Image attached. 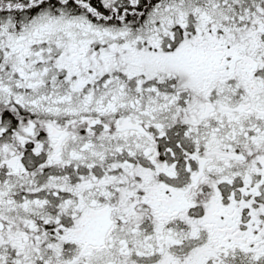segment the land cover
<instances>
[{
	"label": "snow or ice",
	"instance_id": "6c2138e0",
	"mask_svg": "<svg viewBox=\"0 0 264 264\" xmlns=\"http://www.w3.org/2000/svg\"><path fill=\"white\" fill-rule=\"evenodd\" d=\"M0 264H264V0H0Z\"/></svg>",
	"mask_w": 264,
	"mask_h": 264
}]
</instances>
